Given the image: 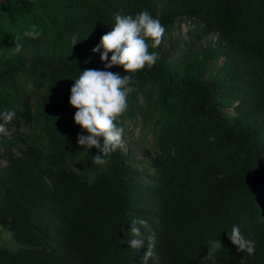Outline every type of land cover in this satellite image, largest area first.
<instances>
[{"label": "trees", "instance_id": "16d2710c", "mask_svg": "<svg viewBox=\"0 0 264 264\" xmlns=\"http://www.w3.org/2000/svg\"><path fill=\"white\" fill-rule=\"evenodd\" d=\"M142 11L165 28L147 41L157 62L106 69L91 50L117 13ZM32 25L42 35L14 54ZM86 69L131 76L117 123L141 157L118 148L98 165V149L77 144L87 133L68 100ZM5 110L0 264H264V0H0ZM134 220L147 222L140 236ZM234 225L254 255L236 251Z\"/></svg>", "mask_w": 264, "mask_h": 264}, {"label": "clouds", "instance_id": "9594fccd", "mask_svg": "<svg viewBox=\"0 0 264 264\" xmlns=\"http://www.w3.org/2000/svg\"><path fill=\"white\" fill-rule=\"evenodd\" d=\"M165 32L159 18H154L147 11L139 14L122 15L117 13L114 17V25L111 31L100 38V42L91 50L100 52V60L107 61L104 67L122 66L125 72L135 73L145 66L151 67L158 60V53L149 52V44L158 46ZM42 32L32 25L22 35L14 38V54L19 53L23 47L21 41L24 38L37 39ZM103 49L101 52L100 50ZM109 53L111 56L109 58ZM134 91L131 86V76H121L110 71L86 69L80 71V75L74 80L70 88L68 103L76 109L73 121L80 126L82 132L87 135L77 134V144L83 146L84 151L98 149V154L92 157V161L98 165L108 163L106 157L114 153L121 145L124 127L118 126L117 121L128 109V96ZM16 118L15 110H5L0 113V134L6 132V125ZM102 140V143H101ZM147 224L144 220L132 221L130 231L136 236L141 232L135 225ZM230 242L236 246L237 252H246L249 256L255 254L256 242L245 239L240 227L234 225L228 234ZM154 246V237L152 238ZM142 239H132L128 244L132 248L139 249L143 246ZM223 247L221 242L214 241L202 260H214L215 253ZM150 255V253H149Z\"/></svg>", "mask_w": 264, "mask_h": 264}, {"label": "rangeland", "instance_id": "374dc122", "mask_svg": "<svg viewBox=\"0 0 264 264\" xmlns=\"http://www.w3.org/2000/svg\"><path fill=\"white\" fill-rule=\"evenodd\" d=\"M187 30H188V25L187 24L186 25H182L181 28H180L179 35L185 34V32ZM174 37H176V34H174ZM139 132H140V129H139V127L137 125L132 127V136H131V138H136L139 135ZM6 134H7V132H5L3 134H0V135L4 136ZM148 136L149 135H147V137ZM119 148L122 149L123 151H126V152H128L127 151L128 149L133 148L134 153L137 152V158L141 157V152H140L139 148H136L133 145L129 146V143L127 142V139L122 138V145ZM0 164L4 165V163H0Z\"/></svg>", "mask_w": 264, "mask_h": 264}]
</instances>
